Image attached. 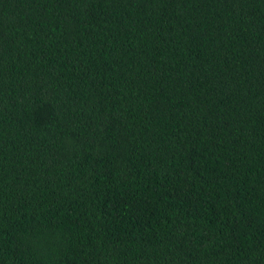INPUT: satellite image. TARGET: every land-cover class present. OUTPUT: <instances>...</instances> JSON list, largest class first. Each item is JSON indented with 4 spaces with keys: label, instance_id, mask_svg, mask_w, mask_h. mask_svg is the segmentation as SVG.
<instances>
[{
    "label": "trees",
    "instance_id": "obj_1",
    "mask_svg": "<svg viewBox=\"0 0 264 264\" xmlns=\"http://www.w3.org/2000/svg\"><path fill=\"white\" fill-rule=\"evenodd\" d=\"M0 264H264V0H0Z\"/></svg>",
    "mask_w": 264,
    "mask_h": 264
}]
</instances>
